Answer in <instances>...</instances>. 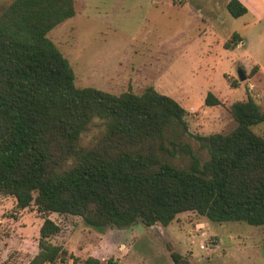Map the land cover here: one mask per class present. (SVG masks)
I'll use <instances>...</instances> for the list:
<instances>
[{"label": "trees", "instance_id": "obj_1", "mask_svg": "<svg viewBox=\"0 0 264 264\" xmlns=\"http://www.w3.org/2000/svg\"><path fill=\"white\" fill-rule=\"evenodd\" d=\"M227 9L235 18L248 13L240 0ZM75 15V0H14L0 11V197L43 216L39 252L28 264H105L54 244L61 232L54 213L100 231L168 227L186 212L264 227V138L254 131L264 109L252 97L237 101L234 130L191 135L186 109L153 87L141 95L77 87L48 37ZM233 40L241 41L237 33ZM205 103L222 105L213 93ZM95 120L103 131L87 147L83 137ZM186 138L206 150L205 163ZM180 156L189 164H174Z\"/></svg>", "mask_w": 264, "mask_h": 264}, {"label": "rangeland", "instance_id": "obj_2", "mask_svg": "<svg viewBox=\"0 0 264 264\" xmlns=\"http://www.w3.org/2000/svg\"><path fill=\"white\" fill-rule=\"evenodd\" d=\"M13 1L0 0V11ZM230 1L75 0L76 15L48 37L69 60L77 87L115 95H141L153 87L186 109L191 135L226 134L237 126L230 110L235 102L252 97L264 109V0H240L248 13L239 18L228 12ZM239 70L246 80L240 81ZM208 93L222 105L207 106ZM101 125L94 121L85 146L99 139ZM254 131L264 138V123ZM185 142L202 163L208 160L193 138ZM173 161L189 164L185 156ZM50 218L61 227L51 241L82 261L92 256L105 264H264V227L244 222L218 224L186 212L168 227L138 223L100 231L77 216ZM42 222L35 206L19 210L13 197H0V264H28L39 252Z\"/></svg>", "mask_w": 264, "mask_h": 264}, {"label": "water", "instance_id": "obj_3", "mask_svg": "<svg viewBox=\"0 0 264 264\" xmlns=\"http://www.w3.org/2000/svg\"><path fill=\"white\" fill-rule=\"evenodd\" d=\"M238 75H239V79H240V81H244V80H246V75H245V73H244L243 70H239V71H238Z\"/></svg>", "mask_w": 264, "mask_h": 264}, {"label": "crops", "instance_id": "obj_4", "mask_svg": "<svg viewBox=\"0 0 264 264\" xmlns=\"http://www.w3.org/2000/svg\"><path fill=\"white\" fill-rule=\"evenodd\" d=\"M42 223H43V222H42ZM41 226H42V224H41ZM41 226H40V227H41Z\"/></svg>", "mask_w": 264, "mask_h": 264}]
</instances>
